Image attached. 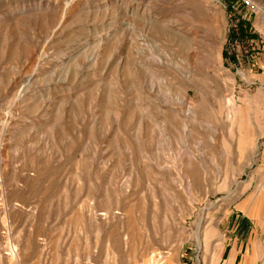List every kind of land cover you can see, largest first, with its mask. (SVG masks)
I'll list each match as a JSON object with an SVG mask.
<instances>
[{
  "label": "rangeland",
  "instance_id": "1",
  "mask_svg": "<svg viewBox=\"0 0 264 264\" xmlns=\"http://www.w3.org/2000/svg\"><path fill=\"white\" fill-rule=\"evenodd\" d=\"M114 1L0 0V264H264V0Z\"/></svg>",
  "mask_w": 264,
  "mask_h": 264
},
{
  "label": "bare ground",
  "instance_id": "2",
  "mask_svg": "<svg viewBox=\"0 0 264 264\" xmlns=\"http://www.w3.org/2000/svg\"><path fill=\"white\" fill-rule=\"evenodd\" d=\"M116 1V0H115ZM114 1V2H115ZM128 9V8H127ZM130 9V8H129ZM138 9V8H137ZM126 11V10H125ZM136 12V11H135ZM126 13V12H125ZM131 13V12H130ZM134 14V13H133ZM137 15H138V12H137ZM77 48V47H76ZM75 56H70L69 59H67L65 61V65L63 66V73H62V77L65 79V78H69V77H74L75 74L72 73V71L78 67V58H76L79 53L78 52H75L74 53ZM73 54V55H74ZM126 65V64H124ZM176 69H178V67L176 66ZM75 86V85H74ZM48 94V93H47ZM21 98V97H20ZM19 99V98H18ZM16 100V99H15ZM25 101V100H24ZM62 101V100H61ZM19 102V101H18ZM76 106V105H75ZM134 107V106H133ZM7 117V116H6ZM192 119V118H191ZM8 120L7 121H4L2 122V125L4 127V125L6 126ZM137 124V123H136ZM6 128V127H5Z\"/></svg>",
  "mask_w": 264,
  "mask_h": 264
},
{
  "label": "built area",
  "instance_id": "3",
  "mask_svg": "<svg viewBox=\"0 0 264 264\" xmlns=\"http://www.w3.org/2000/svg\"><path fill=\"white\" fill-rule=\"evenodd\" d=\"M252 4V0H230L229 6L234 10H237L241 7H249Z\"/></svg>",
  "mask_w": 264,
  "mask_h": 264
}]
</instances>
